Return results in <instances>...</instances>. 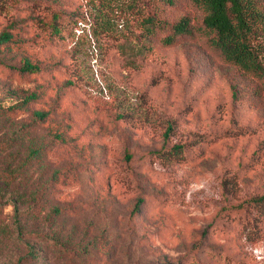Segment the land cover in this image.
Instances as JSON below:
<instances>
[{
	"label": "rangeland",
	"instance_id": "obj_1",
	"mask_svg": "<svg viewBox=\"0 0 264 264\" xmlns=\"http://www.w3.org/2000/svg\"><path fill=\"white\" fill-rule=\"evenodd\" d=\"M90 2L0 0V264H264V212L235 208L264 196V80L198 36L122 66L137 22ZM45 3L61 41L29 21Z\"/></svg>",
	"mask_w": 264,
	"mask_h": 264
},
{
	"label": "trees",
	"instance_id": "obj_2",
	"mask_svg": "<svg viewBox=\"0 0 264 264\" xmlns=\"http://www.w3.org/2000/svg\"><path fill=\"white\" fill-rule=\"evenodd\" d=\"M91 0L95 13L105 16L114 11L123 13L129 24L137 22L138 32L121 35L117 43V54L122 56L119 64L127 68H142L152 57L158 46L170 48L178 45L184 38L198 36L206 45L218 53L227 64L236 68L242 76L264 80V69L252 47L251 38L255 28L264 24V0ZM1 6V3H0ZM189 7L197 13L192 18L183 8ZM196 18L195 23L191 20ZM31 25L45 36L61 41V32L70 23L71 17L53 4L38 6L37 13L29 19ZM12 35L3 32L0 45L11 41ZM74 60V58H73ZM76 66L66 68L67 83L75 86ZM21 72L35 73L38 66L24 60ZM234 97L238 92L234 91ZM28 99H31L29 97ZM44 119L46 114L36 113ZM184 145H175L158 152H170L176 160L184 158ZM157 153V154H158ZM141 201L137 202V206ZM248 207L264 212V196L244 200L235 208Z\"/></svg>",
	"mask_w": 264,
	"mask_h": 264
}]
</instances>
